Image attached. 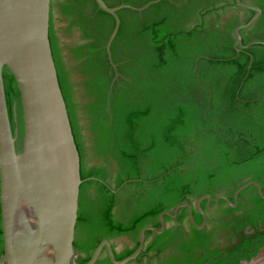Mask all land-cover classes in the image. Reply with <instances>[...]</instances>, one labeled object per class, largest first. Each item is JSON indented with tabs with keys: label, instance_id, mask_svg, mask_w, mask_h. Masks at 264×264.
<instances>
[{
	"label": "trees",
	"instance_id": "trees-1",
	"mask_svg": "<svg viewBox=\"0 0 264 264\" xmlns=\"http://www.w3.org/2000/svg\"><path fill=\"white\" fill-rule=\"evenodd\" d=\"M103 1L109 7H143L155 0ZM242 2L259 7L262 14L240 32L243 45H248L240 52L234 48L235 29L254 12L237 6L236 0H161L142 12L119 10L120 27L111 47L118 76L105 49L114 17L95 0L51 2L50 42L85 180L74 241L77 264L88 262L103 240L137 237L148 225L159 228V215L177 205H193L210 195L212 206L219 194L234 202L235 191L249 181L258 182L264 194V0ZM54 8L58 22L67 23L65 37L73 38L63 47L55 31ZM3 76L13 131L17 103L20 139L19 91L6 68ZM83 129L92 152L87 151ZM90 154L109 163L115 174L98 164L88 166ZM245 197L248 203L243 205ZM263 200L250 186L234 209L220 200L209 212L204 201L201 206L210 222H221L210 234L197 230L188 220V210L181 209L175 220L191 224L190 232L178 226L159 235L148 231L155 241L145 251L157 253L147 264H205L217 255L209 246L221 227L238 230L264 221ZM243 209V215H235ZM193 214L201 225L203 217L195 207ZM255 236L263 241L247 260L264 245V234ZM243 238L251 243L250 237ZM169 246L173 252L161 259ZM134 251L114 252L115 258L122 260ZM96 264L111 262L106 256ZM208 264L226 263L220 259Z\"/></svg>",
	"mask_w": 264,
	"mask_h": 264
},
{
	"label": "water",
	"instance_id": "water-1",
	"mask_svg": "<svg viewBox=\"0 0 264 264\" xmlns=\"http://www.w3.org/2000/svg\"><path fill=\"white\" fill-rule=\"evenodd\" d=\"M161 0L143 7L120 5L109 7L95 0L98 7L112 15L115 27L105 46L111 67L117 73L111 47L120 27L117 12L131 9L142 12ZM52 0H0V215L3 255L0 264H76L74 248L79 212L81 159L73 135L66 102L60 87L50 42ZM237 6L254 12L253 17L235 29L234 48L237 52L248 47L242 43L241 31L253 25L262 10L236 0ZM253 42L251 45L258 44ZM251 67V66H250ZM14 77L20 95L23 134L13 131L10 119L3 72ZM17 121V103L13 105ZM96 180V178H91ZM249 186L264 195L260 185L251 181L234 193V202L218 195H205L195 203L203 217L198 225L190 203L177 205L172 211L159 215L160 227H145L139 237V247L130 256L116 260L111 243L102 241L85 264H96L106 250L111 264L135 261L145 243L146 231L162 234L166 229L164 217L176 219L186 208L188 220L197 229L207 224L202 203L212 211L219 200L236 207L239 195ZM240 264H264V248L250 260Z\"/></svg>",
	"mask_w": 264,
	"mask_h": 264
},
{
	"label": "flooded vegetation",
	"instance_id": "flooded-vegetation-1",
	"mask_svg": "<svg viewBox=\"0 0 264 264\" xmlns=\"http://www.w3.org/2000/svg\"><path fill=\"white\" fill-rule=\"evenodd\" d=\"M53 18H54V24H55L56 34H57V36L60 39L59 40L60 46L63 47V46H65L66 43L67 44L72 43L73 40L72 39L69 40V38L67 39V37H65V35H64L63 28L67 26V23H65V22L60 23V22H58V18H60V15L57 13V8H54V10H53ZM63 54L66 55L68 53H67V51L64 50L63 51ZM64 60L66 61L67 58H64ZM66 64L69 65L68 62ZM75 75H76L75 76L76 77V81L80 82V79L78 77V74H75ZM75 90H76V94L78 96H80L81 95V92L79 91L80 90V87H76ZM78 100L81 101V98H79ZM79 112H80V119H83L84 118L83 110L80 109ZM17 117H18V114H17ZM15 124H16L15 130H18L20 132V129H19L20 128V124L18 123V120L15 122ZM84 124H85V122H82L81 121V123H80L81 127H83ZM82 133L84 135V140L86 139L85 142H86V146H87V151L88 152H92V150L90 148L91 144H90L88 138H86V137H88V134H87L86 130L83 129L82 130ZM85 135H87V136L85 137ZM87 164H88V166H92V165L98 164V165H101L103 167H106L110 171V174L112 176V173H113V172L111 173L112 167L110 166L109 163H107L102 158L92 157V155L90 154L88 156V162H87ZM113 174H115V173H113ZM249 182H251V181H249ZM260 187L262 189V186L261 185H260ZM256 190L258 192V189L257 188H256ZM262 192H263V189H262ZM219 195H223V196L227 197L224 194H219ZM239 197H240V195H239ZM233 199H234V195H233ZM197 200L193 203V205H192L193 208L195 207V203L197 202ZM212 201H213V198H212ZM212 201H211V203H212ZM219 202H220V200H219ZM244 203L245 204L248 203L247 197L243 198V203L242 204L244 205ZM218 204H217V206H216V208L214 210L217 209ZM213 205H214V203H213ZM238 205H239V199H238L237 206ZM237 206L236 207H232V208L233 209L234 208H237ZM214 210H212V211H214ZM245 212L246 211L244 209L243 210H240V211H236L235 212V215L236 216L243 215ZM206 218H207V224H206L204 230L208 234H210L213 225L221 224V222H215L216 219L215 220H212L210 222V220L208 219V216L207 215H206ZM222 220H224V218H222ZM158 221H159V218H158ZM226 224H228V223H226ZM189 225H191V224H189L187 221H183L182 222V221H176L175 219H172V221L166 222V229H165V231L167 229H171V228H174L175 226H178V227L181 228V231L186 234V233H189L190 232V226ZM146 227H155V226L154 225H148ZM143 229L140 230V232L138 233L137 237H132V236L125 235V236L115 237L112 240H108L111 243V247H112L113 251L115 253H117V254H121V253H124V252H126L128 250H133V249L136 250L139 247V245H140V243H139V237H140V233H141V231ZM147 232L148 231H146V233H145V243H144V247H143L141 253L138 255V257H137V259L135 261H131L128 264H147L149 261H152L154 259V256H156L157 251H155V250H152L150 252L148 251V253H146V251H145V249L151 243H153L155 241L154 235H151V234H148L147 235ZM255 233L264 234V221H261V220L257 221L256 227H253L251 224H244V226L242 228L238 229V230L237 229H233V228H229V227H228V229H226L224 227H221L220 228V233L217 235L216 241H214L213 243H211L210 246H209V249L211 251H213V252H216L217 255L211 257L210 259H207L205 261V264H208L209 261L216 262V261H219L220 259L224 260L226 264H232V261H235V260H238L239 261V264H240L242 261L247 260L246 259V256L247 255H251V253H253V251L258 247V245L261 244V242L263 241V240L256 239L255 238L256 237L255 236ZM245 236L250 237L251 243L250 242H247V244L245 243L244 238H243ZM262 248H264V245H262L260 249H262ZM172 252L173 251H172V247L171 246L166 247L164 249V251L160 255L161 259H164L166 256L170 255V253H172ZM102 253L103 254H101V258H105L107 256L106 250L104 249ZM81 257L83 258L85 256L82 255ZM252 257L253 256H251V258ZM77 259H78V256H77Z\"/></svg>",
	"mask_w": 264,
	"mask_h": 264
},
{
	"label": "rangeland",
	"instance_id": "rangeland-1",
	"mask_svg": "<svg viewBox=\"0 0 264 264\" xmlns=\"http://www.w3.org/2000/svg\"><path fill=\"white\" fill-rule=\"evenodd\" d=\"M67 39H68V38H67ZM70 39H73V38L69 37V40H70Z\"/></svg>",
	"mask_w": 264,
	"mask_h": 264
}]
</instances>
